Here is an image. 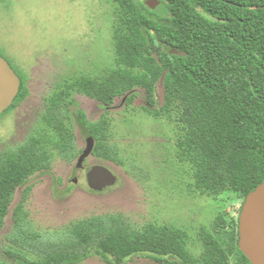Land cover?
<instances>
[{
  "label": "trees",
  "instance_id": "trees-1",
  "mask_svg": "<svg viewBox=\"0 0 264 264\" xmlns=\"http://www.w3.org/2000/svg\"><path fill=\"white\" fill-rule=\"evenodd\" d=\"M113 1L116 67L102 78L82 76L69 92L83 93L108 109L119 97L127 96V105L133 104L132 92L143 91L146 113L175 117L181 131L177 157L190 166L195 190L209 197L234 193L246 199L264 183V0H158L154 7L145 0ZM20 78L15 104L28 94ZM77 117L84 134L94 139L91 155L117 162L109 115L103 113L95 124L85 113ZM68 130L59 132L60 140L52 139L47 149L32 140L0 155V231L17 191L25 188L12 214L10 238L18 252L7 248L9 259H22L19 264H79L96 253L108 264L136 256L161 264H251L240 249L239 222L217 220L213 230L203 228L202 256H197L190 250L188 233L176 225L132 229L121 215L73 222L62 253L21 255L30 249L27 245L36 248L42 239L24 228L30 181L52 171L49 164L56 152L74 158Z\"/></svg>",
  "mask_w": 264,
  "mask_h": 264
},
{
  "label": "rangeland",
  "instance_id": "rangeland-1",
  "mask_svg": "<svg viewBox=\"0 0 264 264\" xmlns=\"http://www.w3.org/2000/svg\"><path fill=\"white\" fill-rule=\"evenodd\" d=\"M115 12L113 0H0V53L29 88L27 99L0 117V155L32 140L47 149L52 139L60 140L64 129L71 130L75 154L71 159L56 152L49 164L52 171L32 177L24 228L42 239L36 248L27 245L30 249L21 251L23 256L62 253L69 240L68 226L93 216L121 215L136 229L176 225L188 233L190 250L197 256H202L203 228L213 230L217 220L239 222L245 199L234 193L209 197L195 190L190 166L177 157L180 128L175 117L154 118L146 113L143 91L132 92L133 104L127 105V96L119 97L108 109L83 93L69 92L82 76L102 78L116 67ZM70 101L75 103L70 106ZM80 112L92 124L103 113L109 115L110 142L119 150L117 162L90 154L83 168L77 169L89 136L78 121ZM97 164L115 173L116 185L98 191L88 187L87 172ZM24 189L17 191L0 231V264L22 260L9 259L5 251L18 252L10 238L15 228L12 214ZM79 264L108 263L92 253ZM122 264L161 263L136 256Z\"/></svg>",
  "mask_w": 264,
  "mask_h": 264
},
{
  "label": "water",
  "instance_id": "water-1",
  "mask_svg": "<svg viewBox=\"0 0 264 264\" xmlns=\"http://www.w3.org/2000/svg\"><path fill=\"white\" fill-rule=\"evenodd\" d=\"M145 3L154 7L158 4V0H145ZM20 86L19 75L0 53V116L13 105ZM93 146V138L89 135L77 169L91 154ZM117 181L115 173L104 164L94 165L87 172L88 187L95 191L114 186ZM239 245L251 264H264V183L243 203L239 217Z\"/></svg>",
  "mask_w": 264,
  "mask_h": 264
},
{
  "label": "flooded vegetation",
  "instance_id": "flooded-vegetation-1",
  "mask_svg": "<svg viewBox=\"0 0 264 264\" xmlns=\"http://www.w3.org/2000/svg\"><path fill=\"white\" fill-rule=\"evenodd\" d=\"M15 71H16V69H15ZM17 72V71H16ZM18 74V73H17ZM19 75V74H18ZM19 77H21L20 75H19ZM21 79V78H20ZM23 83V81H22V79H21V84ZM21 87V86H20ZM27 87V86H26ZM27 89H29L28 87H27ZM19 94V93H18ZM28 94H29V91H28ZM28 94L26 95V97L22 100V101H20V102H18L17 104H15V101H16V98H15V100H14V103H13V105H15L14 106V108L12 109V111L13 110H15V109H17L26 99H27V97H28ZM18 96V95H17ZM57 107H59L60 108V106L58 105ZM59 108H56V109H59ZM11 112V111H10ZM9 112V113H10ZM89 135V134H88ZM93 141H94V139H93ZM86 142H87V138H86ZM81 168H83L82 166H81Z\"/></svg>",
  "mask_w": 264,
  "mask_h": 264
}]
</instances>
